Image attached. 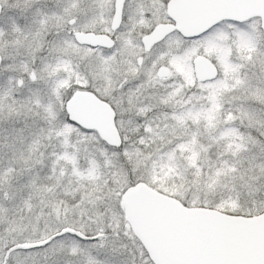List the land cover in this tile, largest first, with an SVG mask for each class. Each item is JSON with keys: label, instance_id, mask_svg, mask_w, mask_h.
Listing matches in <instances>:
<instances>
[{"label": "snow or ice", "instance_id": "1", "mask_svg": "<svg viewBox=\"0 0 264 264\" xmlns=\"http://www.w3.org/2000/svg\"><path fill=\"white\" fill-rule=\"evenodd\" d=\"M0 264H264V0H0Z\"/></svg>", "mask_w": 264, "mask_h": 264}]
</instances>
